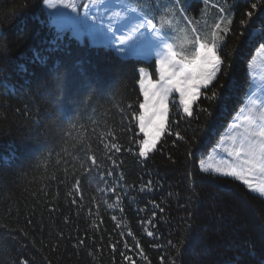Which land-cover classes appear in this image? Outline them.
<instances>
[{
	"label": "trees",
	"instance_id": "16d2710c",
	"mask_svg": "<svg viewBox=\"0 0 264 264\" xmlns=\"http://www.w3.org/2000/svg\"><path fill=\"white\" fill-rule=\"evenodd\" d=\"M42 1L0 0V264H264V199L198 167L245 100L264 0H212L232 18L227 75L210 86L220 96L201 95L188 117L173 95L147 158L134 117L139 69L156 80L154 58L77 40Z\"/></svg>",
	"mask_w": 264,
	"mask_h": 264
},
{
	"label": "snow or ice",
	"instance_id": "6c2138e0",
	"mask_svg": "<svg viewBox=\"0 0 264 264\" xmlns=\"http://www.w3.org/2000/svg\"><path fill=\"white\" fill-rule=\"evenodd\" d=\"M45 2L47 3V0ZM60 3L66 8H71L73 12L77 11V6L74 3L66 2V0H60ZM103 3L104 0H88V3L84 4V8L88 9L93 5H102ZM137 3H139V0H137ZM205 3H207V0H205ZM47 6L51 8L56 5L48 4ZM185 6L181 5V0H174L172 6L164 8L159 16L155 15L156 12L160 11L158 3L152 4L149 2L146 6L132 9L121 6L122 10L112 12L109 22L106 24L94 15L89 16L88 11L84 12L86 19L101 24L106 32L110 34L112 41L118 45L117 50L120 52L126 51L125 45L129 44L137 34L143 35L144 32H147L156 41L158 79L153 81L150 74L146 77L145 70L143 68L139 69L138 84L143 101L139 104L138 116L134 118L138 121L139 132L143 134V138L137 141L138 155L142 158H147L148 154L156 149L160 135L165 131L164 122L169 111V98L173 93L179 94V103L183 113L191 117L193 115V105L201 95H204L210 101L218 100L219 90L210 89V86L218 79L221 72L225 76L227 75L220 49L230 31L231 16L222 15L215 23L211 32V43L202 42L200 36L197 35L195 49L191 56H188L183 51L176 50L175 45L169 42L172 39L171 33L165 31V26H168L169 29L174 27L172 18L176 16L177 10H179L183 21H186L188 25H192V20L185 14ZM256 8L257 3H253L252 9L255 10ZM129 11L133 14L143 13V15H136L137 22L132 24L126 33L118 35L117 33L120 30L117 28L114 31L113 25L127 19L126 14ZM223 11L221 9V12ZM246 15L251 20L254 12L249 11ZM249 20L241 21V23L247 25ZM177 23H180L179 19H177ZM192 30L193 32L196 31L194 27ZM180 31L184 32L185 29L181 28ZM260 49H264V43L260 45ZM225 86L222 83L220 88ZM202 89H210L211 95H208L207 91L202 92ZM248 102V115L244 118L243 132L239 134L241 139L237 146L236 137L233 136L231 139L234 147L229 150V155L233 156L238 163L230 165L227 169L217 168L215 171L242 180L249 189L258 192L260 196H264V184L254 186L252 181L247 178L249 174L257 172L264 174V97L250 94ZM201 111L208 112L209 110L204 108ZM176 136L178 139H184L179 133H176ZM108 147L109 145L105 144V148ZM111 148L117 152L121 150L115 143L111 144ZM87 158L92 165H97L95 156L89 155ZM86 171H90V169H86ZM107 175L111 176L113 173L108 172ZM189 175L191 176V173ZM79 186L80 181L77 180L75 185L77 192L80 190ZM108 207L112 208L113 205L108 204ZM113 218L115 219V217ZM148 235L151 236L153 233L149 232ZM169 243L171 244V241ZM124 246L125 248L128 247L127 244ZM112 247L115 249V245ZM136 247H139V245L137 244ZM121 256L125 260L131 259L124 253H121ZM22 264H25V262H22ZM172 264H175V260L172 261Z\"/></svg>",
	"mask_w": 264,
	"mask_h": 264
},
{
	"label": "rangeland",
	"instance_id": "374dc122",
	"mask_svg": "<svg viewBox=\"0 0 264 264\" xmlns=\"http://www.w3.org/2000/svg\"><path fill=\"white\" fill-rule=\"evenodd\" d=\"M191 1L193 0H186L185 6V0H181V5L185 6V14L192 20V25H188L186 21H183V18L180 17L179 10H177L176 16L172 18L174 27L169 29L168 26H165V31L170 32L172 36V39L169 42L175 45L177 51H183L188 56H191L195 49V38L197 35L200 36L202 42H206L207 39L204 38L209 36V38L212 40L211 32L215 23L221 18L222 15L229 16L228 9L224 4L220 6L219 9L217 8V10L220 12V17H218L211 8L213 7L216 9L217 7L211 5L214 4L212 0H207V3H205V0H197V4L190 6ZM225 1L231 5L229 0ZM66 2L76 4L77 11L73 12L71 8L64 7L63 4L60 3V0H47V3L45 0L42 1V8L44 12L50 17V24L54 25L58 30H67L70 36L76 38L79 41L87 40L91 44L108 45L116 54L121 57H136L142 58L144 60H151L154 58L156 62V41L147 32H144L143 35L137 34L129 44L125 45L126 51L120 52L117 50L118 45L112 41L110 34L106 32L101 24L93 23L91 19H86L84 12L88 11L89 16L94 15L98 20H103V22L106 24L109 22L112 12L122 10L121 6H126L128 9H132L146 6L149 2L152 4L158 3L160 6V11L156 12L155 15L159 16L164 8L172 6L174 0H139V3H137V0H104L102 5H93L88 9L84 8V4L88 3V0H66ZM202 2H204V4ZM48 4H54L56 6L50 8L47 6ZM221 9L224 11L221 12ZM126 15L127 19L121 20L117 24L113 25L114 31L119 28L120 31L117 33L118 35L121 33H126L128 28L137 22L135 16L143 15V13L133 14L129 11ZM177 19L180 20V23H177ZM193 27L196 29L195 32L192 30ZM181 28H184L185 31L181 32ZM247 67V73H249L248 76L250 82L248 83L246 90L245 100L237 110L236 114L229 122L226 123L222 135L216 140L217 142L210 145L206 154H204V156L198 161V167L205 173L235 179L241 183L247 191L264 199V196H260L258 192H254L249 189L242 180H238L235 177L226 176L215 171L217 168L227 169L230 165L238 163V161L233 156L229 155V150L233 149L234 147L233 140L231 138L233 136L236 137L238 146V142L241 139L239 134L243 132L244 118L248 115V97L250 94L257 97H264V49H260L259 46L255 50L252 58L247 64ZM145 75L146 77L148 76L146 70ZM173 95L179 101V94L173 93L170 98L173 97ZM141 97L143 101L142 94ZM247 178L252 181L254 186H260L261 184H264V174L259 172L255 174H249Z\"/></svg>",
	"mask_w": 264,
	"mask_h": 264
}]
</instances>
